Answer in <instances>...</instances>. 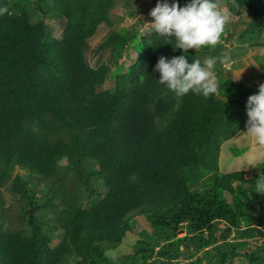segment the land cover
<instances>
[{
  "label": "trees",
  "instance_id": "trees-1",
  "mask_svg": "<svg viewBox=\"0 0 264 264\" xmlns=\"http://www.w3.org/2000/svg\"><path fill=\"white\" fill-rule=\"evenodd\" d=\"M123 2L136 22L115 28ZM129 3L0 0V264H264V162L250 177L220 168L262 84L227 77L225 65L244 43L264 46V0H220L247 25L188 50L189 62L217 57L207 98L158 82L159 57L182 50ZM102 23L110 56L94 68L85 53ZM233 37L242 44L228 50ZM254 59L264 64V54ZM133 214L152 230L115 260L107 250L134 230Z\"/></svg>",
  "mask_w": 264,
  "mask_h": 264
},
{
  "label": "clouds",
  "instance_id": "clouds-1",
  "mask_svg": "<svg viewBox=\"0 0 264 264\" xmlns=\"http://www.w3.org/2000/svg\"><path fill=\"white\" fill-rule=\"evenodd\" d=\"M0 8V13L6 11ZM149 15L154 18L151 30L166 43L175 38L174 50L182 54L171 58L161 55L154 71L160 73L158 82L167 86L177 96L194 93L209 97L217 92L215 62L212 58L193 59L189 62V49L216 46L220 43L225 26L230 22V12L223 8L220 0H187L183 6L179 0H157ZM247 138L253 147H264V83L258 92L251 94L246 102ZM256 192L264 194V178L256 181Z\"/></svg>",
  "mask_w": 264,
  "mask_h": 264
},
{
  "label": "rangeland",
  "instance_id": "rangeland-1",
  "mask_svg": "<svg viewBox=\"0 0 264 264\" xmlns=\"http://www.w3.org/2000/svg\"><path fill=\"white\" fill-rule=\"evenodd\" d=\"M132 6L143 7L144 9L151 10L155 7L157 0H129ZM171 4L173 0H168ZM125 3V2H123ZM128 4H120L113 9V20L115 22V28L124 26V25H133L136 22L135 17L128 15ZM231 18L230 22L226 25L227 28L231 31H234L236 34H239L242 29L247 25L249 20V15L245 12L242 19H239L238 16L230 13ZM120 17H124V20H121ZM138 17L142 20L144 28H151L153 17L148 14L141 13ZM53 21H55L53 19ZM139 26V27H143ZM63 26L61 24H56V31L61 32ZM111 33V28L106 24L102 23L96 34L89 39V48L86 50L85 56L88 64L94 68L100 65L103 61L109 60L110 49L103 48L102 44L105 42L107 37ZM226 35V34H225ZM234 39V37L232 38ZM264 43V33L261 35L260 39ZM224 41V39H222ZM241 40L229 41L226 43L228 50L240 46ZM242 52H236V57H232L226 63V76L233 78L237 82H241L244 78L249 77V79L257 82L264 83L263 78H260V73L264 72V64L262 62H257L254 59L256 55L264 54V46H251L248 43L242 44ZM226 50V52H228ZM203 59L207 58V55L202 56ZM136 58V52L128 58V63L132 62ZM212 59L214 62L217 61V57L213 56ZM215 73V70H214ZM108 85V84H107ZM106 85V86H107ZM247 128L239 132L235 137L227 140L222 147L221 157H220V168L222 172H232L236 170H245L248 172L247 176H251L255 171H259V166L264 162V147H253L251 141L247 138L245 133ZM256 169V170H255ZM4 194L8 199L13 198L8 194V191L3 189ZM133 220L135 221V228L131 232L127 233L124 241L117 248H110L107 250V254L115 260H120L123 255L132 253L134 251V246L137 240L140 238V231L142 229L151 231L152 227L148 222L147 218L142 214H133ZM235 263L245 264L242 260H235ZM181 264V263H174Z\"/></svg>",
  "mask_w": 264,
  "mask_h": 264
},
{
  "label": "bare ground",
  "instance_id": "bare-ground-1",
  "mask_svg": "<svg viewBox=\"0 0 264 264\" xmlns=\"http://www.w3.org/2000/svg\"><path fill=\"white\" fill-rule=\"evenodd\" d=\"M139 22V21H138ZM137 25V24H136ZM262 73H264V72H262ZM219 79V78H218Z\"/></svg>",
  "mask_w": 264,
  "mask_h": 264
}]
</instances>
